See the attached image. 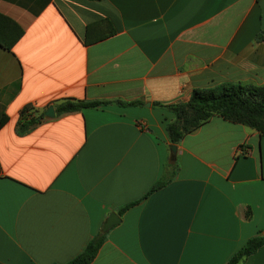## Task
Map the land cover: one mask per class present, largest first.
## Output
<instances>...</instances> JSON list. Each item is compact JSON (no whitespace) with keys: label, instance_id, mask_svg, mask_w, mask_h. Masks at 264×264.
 <instances>
[{"label":"crops","instance_id":"crops-1","mask_svg":"<svg viewBox=\"0 0 264 264\" xmlns=\"http://www.w3.org/2000/svg\"><path fill=\"white\" fill-rule=\"evenodd\" d=\"M0 14L22 30L0 46V264H63L132 202L90 264H226L264 235V136L213 115L173 152L165 128L195 88L264 83V0H0ZM62 98L112 102L45 117ZM28 103L42 118L19 135ZM238 264H264V245Z\"/></svg>","mask_w":264,"mask_h":264},{"label":"trees","instance_id":"trees-1","mask_svg":"<svg viewBox=\"0 0 264 264\" xmlns=\"http://www.w3.org/2000/svg\"><path fill=\"white\" fill-rule=\"evenodd\" d=\"M0 46L9 49L20 37L22 30L9 18L0 14ZM10 22L17 31L11 35L6 22ZM10 28V27H9ZM257 40H264V28L256 35ZM112 101L109 100H85L74 98H62L53 102L55 114L67 111L82 110L83 108H98ZM122 105L141 104L140 100L122 101L116 100ZM174 113V119L165 126L170 144L178 143L187 133L200 127L213 115L246 125L264 136V83L255 85L248 83H223L210 88H195L185 101H177L166 105ZM40 114H35L31 104H25L19 111L16 123V131L19 135L27 133L34 125L40 122ZM171 175L177 170L174 155H171ZM169 178H159L149 189L146 195L159 189ZM145 195V196H146ZM135 202L125 204L117 209L122 214ZM105 240L104 233H97L73 258L63 264H90L96 256L100 246ZM264 245V235H255L245 241L228 259L226 264H238L242 259L255 252Z\"/></svg>","mask_w":264,"mask_h":264},{"label":"water","instance_id":"water-1","mask_svg":"<svg viewBox=\"0 0 264 264\" xmlns=\"http://www.w3.org/2000/svg\"><path fill=\"white\" fill-rule=\"evenodd\" d=\"M55 115L54 107L53 105H49L46 110L44 111V116L47 118H51ZM170 149L174 152L176 150L175 144H171ZM120 221V217L117 212L112 211L109 213V215L104 220L102 226H101V233L107 232V230L114 224L118 223Z\"/></svg>","mask_w":264,"mask_h":264}]
</instances>
